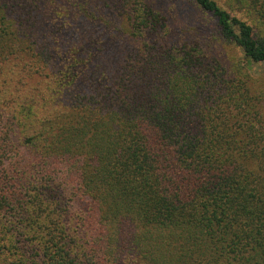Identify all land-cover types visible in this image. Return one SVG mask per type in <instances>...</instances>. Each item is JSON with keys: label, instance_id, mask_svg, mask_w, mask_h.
<instances>
[{"label": "trees", "instance_id": "trees-1", "mask_svg": "<svg viewBox=\"0 0 264 264\" xmlns=\"http://www.w3.org/2000/svg\"><path fill=\"white\" fill-rule=\"evenodd\" d=\"M253 65L264 0H0V264H264Z\"/></svg>", "mask_w": 264, "mask_h": 264}, {"label": "rangeland", "instance_id": "rangeland-1", "mask_svg": "<svg viewBox=\"0 0 264 264\" xmlns=\"http://www.w3.org/2000/svg\"><path fill=\"white\" fill-rule=\"evenodd\" d=\"M230 54H231V52H230ZM241 62V61H240ZM251 68H252V72L256 75V76H258V75H260V74H262L263 72H264V68H263V66H259V65H253V66H251ZM33 82V81H32ZM30 85H32L31 83H29V85L28 86H30ZM261 87H262V89H264V84H263V82H261ZM66 97H64L63 98V100H62V103L63 104H66L65 102H66Z\"/></svg>", "mask_w": 264, "mask_h": 264}]
</instances>
